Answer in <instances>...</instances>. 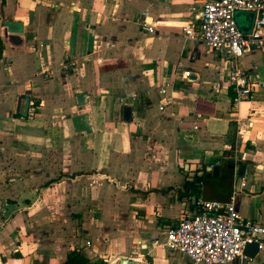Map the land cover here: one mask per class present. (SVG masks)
<instances>
[{"label": "crops", "instance_id": "crops-1", "mask_svg": "<svg viewBox=\"0 0 264 264\" xmlns=\"http://www.w3.org/2000/svg\"><path fill=\"white\" fill-rule=\"evenodd\" d=\"M201 4L0 0V264H192L163 244L198 194L264 227V47L233 104L230 62L184 34Z\"/></svg>", "mask_w": 264, "mask_h": 264}, {"label": "built area", "instance_id": "built-area-1", "mask_svg": "<svg viewBox=\"0 0 264 264\" xmlns=\"http://www.w3.org/2000/svg\"><path fill=\"white\" fill-rule=\"evenodd\" d=\"M199 1L201 6L191 9L195 15L184 27L186 39L201 42L210 51L228 60L232 67L228 81L234 94L233 104L250 101L253 98L252 84L245 72L236 68L233 62L264 47V0ZM237 12L255 13L248 33L238 28L235 19ZM145 30L153 32L150 26H146ZM30 105L32 107L33 104ZM32 114L33 108H30L28 115ZM244 158L245 155H241L238 159ZM182 169L189 171L187 165H183ZM198 185L202 186V182ZM239 185L243 188L245 182ZM193 203L194 213L166 227L163 247L167 251L185 256L192 264H229L235 259L248 258L244 255L248 244L256 243L258 252L262 249L264 227L255 220L242 217L233 198L220 203L207 201L198 194Z\"/></svg>", "mask_w": 264, "mask_h": 264}, {"label": "trees", "instance_id": "trees-1", "mask_svg": "<svg viewBox=\"0 0 264 264\" xmlns=\"http://www.w3.org/2000/svg\"><path fill=\"white\" fill-rule=\"evenodd\" d=\"M2 53H3V44L0 39V59L2 58ZM203 181V175L202 176H194L192 178V182L190 183L191 186L195 187L199 183ZM63 264H105L103 261H97L95 263H90V261L85 258L83 254L79 251H70L67 254V259Z\"/></svg>", "mask_w": 264, "mask_h": 264}, {"label": "water", "instance_id": "water-1", "mask_svg": "<svg viewBox=\"0 0 264 264\" xmlns=\"http://www.w3.org/2000/svg\"><path fill=\"white\" fill-rule=\"evenodd\" d=\"M249 13L253 14L254 18H255V13H253V12H249ZM77 102L80 105H82L84 103V95L83 94L78 95ZM211 170L212 169L209 170V173H211ZM257 253H258V245L256 243L248 244L244 249V255L250 259H253ZM116 264H134V263L123 259L119 263H116Z\"/></svg>", "mask_w": 264, "mask_h": 264}]
</instances>
